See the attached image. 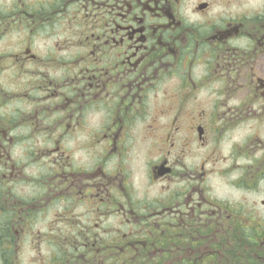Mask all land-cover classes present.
<instances>
[{
  "label": "flooded vegetation",
  "instance_id": "af4514ba",
  "mask_svg": "<svg viewBox=\"0 0 264 264\" xmlns=\"http://www.w3.org/2000/svg\"><path fill=\"white\" fill-rule=\"evenodd\" d=\"M229 4L0 0V264H264V10Z\"/></svg>",
  "mask_w": 264,
  "mask_h": 264
},
{
  "label": "rangeland",
  "instance_id": "374dc122",
  "mask_svg": "<svg viewBox=\"0 0 264 264\" xmlns=\"http://www.w3.org/2000/svg\"><path fill=\"white\" fill-rule=\"evenodd\" d=\"M264 0H248V2L251 4L249 7L254 8L255 10H264ZM245 0H240V5H244ZM218 9V8H216ZM230 10V9H228Z\"/></svg>",
  "mask_w": 264,
  "mask_h": 264
}]
</instances>
